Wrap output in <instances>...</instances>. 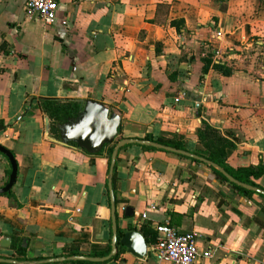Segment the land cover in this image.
I'll return each instance as SVG.
<instances>
[{
    "label": "crops",
    "instance_id": "crops-1",
    "mask_svg": "<svg viewBox=\"0 0 264 264\" xmlns=\"http://www.w3.org/2000/svg\"><path fill=\"white\" fill-rule=\"evenodd\" d=\"M27 3L0 0V142L18 162L14 196L0 195V240L28 244L26 257L12 246L0 247V257L43 260L68 256L72 246L91 256L112 249L108 157L51 142L43 112L22 117L34 97V105L42 97L102 101L122 115L120 139L179 134L198 155L204 148L197 132L207 118L236 144L227 150L229 166L264 161V0H58L52 26L31 15ZM175 19L185 25L173 26ZM209 50L229 75L203 71ZM151 151L134 143L119 152L118 228L140 231L169 219L181 231L198 232L202 249L224 245L193 264H264V228L254 215L209 179L166 159L145 162L135 215L126 218L134 174ZM9 169L0 152V187ZM256 182L264 189V175ZM246 196L264 203L258 193ZM154 244L133 264H172L157 259Z\"/></svg>",
    "mask_w": 264,
    "mask_h": 264
},
{
    "label": "water",
    "instance_id": "water-1",
    "mask_svg": "<svg viewBox=\"0 0 264 264\" xmlns=\"http://www.w3.org/2000/svg\"><path fill=\"white\" fill-rule=\"evenodd\" d=\"M81 104V111L77 117L69 118L67 122L59 123V136L57 139L50 134L51 121L48 117L45 118V131L47 138L53 142L63 146H73L90 155L99 154L107 145L115 144L114 151L111 157V164L108 175V189L111 201V214L113 224V237H112V249L108 255L105 256H91V255H68L47 258L43 260H19L15 258L0 257V264H50V263H71L73 261H90L94 264H133L137 259L141 260L148 256V243L144 235L137 230H130L128 225L125 224V231L119 238L118 235V216H117V201L114 191L113 177L117 164V158L120 150L129 144H140L150 147L153 150L146 152L142 156L140 163L137 166V172H135V179L132 182V192L130 195L131 202L125 206V217L130 218L135 215L137 207V193H138V176L139 171L142 169L146 161H151L154 158H162L168 160L170 163L179 165L180 167L191 170L193 173L201 175L214 183L217 189L239 205L247 212L257 215L264 220V209L259 206L253 200H251L245 194L233 187V184L239 185L245 189L258 193L264 196V189L261 187L253 186L237 180L223 167L209 160L208 158L198 155L196 153L178 149L175 147L167 146L157 141L139 139V138H124L120 139V130L122 126V115L110 108L106 103L95 100L87 99L77 100ZM4 126H0V131L4 130ZM0 152L11 163V173L8 178V182L0 187V195L11 192L12 188L16 184L18 178V162L12 150L8 149L0 142ZM167 153H173L179 157H188L192 161L197 162V165H192L186 161L180 159H173L167 157ZM202 164H206L210 167L219 170L227 179L223 181L217 174L212 173L209 170L203 169ZM12 238L6 236L0 240V247L9 248L12 245ZM24 246L28 244L24 242Z\"/></svg>",
    "mask_w": 264,
    "mask_h": 264
},
{
    "label": "trees",
    "instance_id": "trees-1",
    "mask_svg": "<svg viewBox=\"0 0 264 264\" xmlns=\"http://www.w3.org/2000/svg\"><path fill=\"white\" fill-rule=\"evenodd\" d=\"M171 24L178 28H181L180 26L185 25L183 19H175L171 22ZM216 52L217 51L215 50H209L206 53V56L203 58V71L208 72L210 68H213L216 71H220L223 75H229L231 73V69H229V67L226 64L220 61L217 62L215 60ZM170 79L175 80L176 79L175 74L174 75L171 74ZM35 100H37L36 97L31 99L30 107L26 110V112L22 115V117L25 115H29L37 119L38 113L34 111V109L37 108L38 110L43 112L46 117L50 119L51 121L50 134L57 139L60 138L59 128L57 125L59 123L67 122L69 118L77 117L81 111V104L73 99H61L58 97H42L38 99L37 104L34 105ZM4 125H5L4 121L0 120V126H4ZM121 131H122V126L120 132ZM197 134H198L199 142L202 144L204 148L203 152L199 153L200 155L208 158L209 160L223 167L237 180L253 186L261 187V185L258 184L256 180H259L264 175V161L262 159L257 165L233 168L227 164V150L229 148L236 147V144L233 141L225 137L222 131L216 126H214L212 123H210V121L207 118L201 119V126L198 129ZM184 138H185L184 136H181L179 134L160 135L156 139H154V136L152 134H147L145 136V139L147 140L157 141L158 143L167 146L187 150L186 144L184 142ZM126 147L127 146H124L122 149ZM114 148H115V144H109L99 154H97L98 156L108 157L109 167L111 164V157ZM143 148L146 150L150 149V147L147 146H143ZM212 169L220 178H222L223 181L228 182V179L219 170L213 167ZM10 173H11V169H9L8 171V176L10 175ZM117 174L118 172H117V164H116L114 177H113L115 195L117 194L116 191ZM192 176H196L195 173ZM233 187L238 189L240 193L245 195H247L250 192H253L236 184H233ZM7 195L10 197L14 196L12 191L7 193ZM261 196L264 198L263 195ZM121 200L123 199H117L116 197V201L121 202ZM262 209H264V205L262 206ZM254 218L264 228V220L259 218L257 215H254ZM140 231L144 234L148 244H153L156 242V238H157L156 227L154 228L151 223L143 224L140 228ZM122 234L123 231L119 229L118 230L119 238L122 236ZM23 240L24 238L15 237L12 249H14L15 252H17L19 255L26 257L27 248L24 247ZM110 250L111 249L101 252H95L93 256L108 255L110 253ZM69 254L80 255V252L79 250L73 248L72 246V249ZM71 264H94V263L90 261H73L71 262Z\"/></svg>",
    "mask_w": 264,
    "mask_h": 264
},
{
    "label": "built area",
    "instance_id": "built-area-1",
    "mask_svg": "<svg viewBox=\"0 0 264 264\" xmlns=\"http://www.w3.org/2000/svg\"><path fill=\"white\" fill-rule=\"evenodd\" d=\"M58 8V0H28L27 3L28 12L43 21L47 26H52L56 23ZM66 24L67 21H63V25ZM218 36V33L214 34L215 38ZM182 96H185V93H182ZM143 217H146V214ZM156 230L158 233L157 240L150 250L155 253L160 262L193 264L200 259L213 258L216 250L224 248V245L218 244L211 248L202 249L198 232L181 231L173 226L169 219L159 223L156 226Z\"/></svg>",
    "mask_w": 264,
    "mask_h": 264
}]
</instances>
